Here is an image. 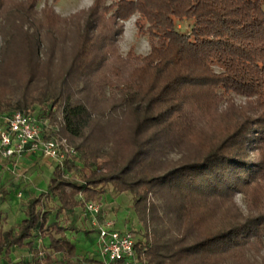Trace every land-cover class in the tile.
Masks as SVG:
<instances>
[{"label": "trees", "instance_id": "1", "mask_svg": "<svg viewBox=\"0 0 264 264\" xmlns=\"http://www.w3.org/2000/svg\"><path fill=\"white\" fill-rule=\"evenodd\" d=\"M1 1L0 125L36 104L63 108L60 133L77 153L4 244L0 233L5 263L27 245L38 257L37 238L49 253L33 264H73L66 233L78 229L50 222V205H101L111 186L150 230L135 246L142 264H264V0H93L69 19ZM135 15L151 49L122 57L121 24Z\"/></svg>", "mask_w": 264, "mask_h": 264}, {"label": "rangeland", "instance_id": "2", "mask_svg": "<svg viewBox=\"0 0 264 264\" xmlns=\"http://www.w3.org/2000/svg\"><path fill=\"white\" fill-rule=\"evenodd\" d=\"M28 0H8L11 7L22 6ZM108 4L119 0H107ZM1 4L2 1L0 0ZM93 0H37L32 13L39 18L42 16L43 10L51 8L54 14L60 19H69L72 15L82 10L88 9ZM19 8H14L13 16H16ZM7 14V13H5ZM25 15V13H21ZM19 16V14H17ZM109 15H105V22L109 20ZM20 17V16H19ZM7 15H0L1 24L5 23ZM138 15L133 16L128 21L123 22V33L117 39L116 51L122 57L128 53L135 56H146L151 49V41L148 36L138 33L136 29V21ZM191 22H176L177 30L183 34L191 32ZM1 40V34H0ZM219 71L218 68H215ZM234 102L240 104L244 102V98L233 96ZM42 105H34L29 110L24 111L31 113L40 123L44 134L47 138L63 137L61 132L63 108L57 109L55 114L51 116ZM17 111H13L12 114ZM2 119V118H0ZM108 162L107 156L103 153L98 156V164L103 166ZM21 165V164H19ZM51 168L46 165L30 167L28 163H24L22 169L15 168V172L10 173L3 171L0 174V233L5 242V235L10 231H15L17 226L24 219V211L27 200L30 197L38 196L45 191L51 178ZM24 172V174H23ZM237 201L244 206L241 196H237ZM49 209V221H59L64 226H75L77 232L68 231L66 235L73 241L77 248L76 258L73 264H100L98 250V228L103 225L104 221H112L115 229L119 231H131L137 237V242H146L149 236V229L140 222L135 214L132 197L129 194L120 195L116 193L111 186L108 187L101 201V212L99 215L91 214L86 209H78L74 212L60 211L59 203L54 201ZM151 228V227H149ZM33 249L39 252L36 257L29 247L15 249L11 254V260L14 264L23 261L25 264H33L37 258H43L45 253H49L48 240L34 238L32 241ZM0 264H6L4 257H0ZM21 264V263H20ZM54 264H65L61 261V256L56 255ZM134 264H142L135 260Z\"/></svg>", "mask_w": 264, "mask_h": 264}, {"label": "built area", "instance_id": "3", "mask_svg": "<svg viewBox=\"0 0 264 264\" xmlns=\"http://www.w3.org/2000/svg\"><path fill=\"white\" fill-rule=\"evenodd\" d=\"M0 126V159L40 156L63 169L65 162L77 155L66 138H47L31 113L14 112L3 118V125ZM85 209L91 214L99 215L101 205L86 203ZM136 242L137 237L133 232L119 231L112 221H104L98 228L100 264H134L137 257Z\"/></svg>", "mask_w": 264, "mask_h": 264}, {"label": "crops", "instance_id": "4", "mask_svg": "<svg viewBox=\"0 0 264 264\" xmlns=\"http://www.w3.org/2000/svg\"><path fill=\"white\" fill-rule=\"evenodd\" d=\"M1 129H2V127L0 126V130ZM25 162L28 163L30 165V167L40 166V165H46L47 167L53 166V168H51V176H52L54 169L57 167L54 164V162H52V161H50L44 157L24 156L22 158L11 159V160L0 159V174H2L3 171L13 173V172H15V168L22 169ZM19 164H21V165H19ZM23 174H24V172H23Z\"/></svg>", "mask_w": 264, "mask_h": 264}]
</instances>
